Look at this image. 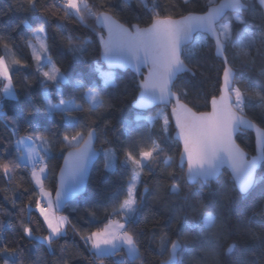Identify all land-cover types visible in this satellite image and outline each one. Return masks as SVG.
I'll list each match as a JSON object with an SVG mask.
<instances>
[{"label":"trees","instance_id":"1","mask_svg":"<svg viewBox=\"0 0 264 264\" xmlns=\"http://www.w3.org/2000/svg\"><path fill=\"white\" fill-rule=\"evenodd\" d=\"M110 2L118 6L111 9L94 7L93 11H106L125 25H128L126 23L128 20L140 27L151 23V13L143 15L144 5L139 0H131L127 6L122 4V0H110ZM144 2L148 8L152 7L153 0H144ZM157 2L162 6L173 5L169 12L164 13L172 17H180L191 12L202 13L208 5V0H189L186 6L184 0H157ZM88 3L98 4L100 0H88ZM41 4L51 13L47 15L45 34L46 44L50 48L47 54L52 57L65 77V80L59 81V90L64 94L65 99L75 98V103L84 104L85 110L69 109L64 113H50L46 110L45 95L50 96L56 103L54 93L57 86L48 82L47 94L44 93L41 83L43 77L36 70L32 59L33 52L28 46L29 42L34 40V33L39 23H43V17L39 13L34 14L27 10V0H0V55H4L10 65L15 59L30 65V67L15 66L11 69L14 95L18 99H0L3 111L7 113L6 118H0V147L9 140L16 139L12 136L13 118L19 124V136L26 134L25 129L31 131L35 128L40 132L51 129L57 133L58 139H62L66 125L71 122L76 125V130L86 125L97 131L95 147L100 151V156L92 166L84 193L67 203L60 213L72 221L76 230L73 231L70 225H65L66 234L53 244L52 250H49L42 240L19 241V246L23 249L21 257L23 264H60L61 256L68 260V264H160L169 257L170 244L163 251L160 247V237L169 228V222L171 224L169 234L172 240L178 239L177 234L181 231L187 233L188 237L178 252L177 261L171 264H264V217L254 214L264 211V160L257 171L256 183L246 194L237 190L226 170H223L214 181L188 183L184 168L179 167L177 163L180 145L173 139V126L168 108L160 106L166 110L170 119L169 130L164 132L161 119H154L151 123L144 119L148 117V113L153 112L154 108L138 111L132 107L138 92V77L135 74L129 70L113 71L111 82L105 84L102 71L109 70L100 60L97 36L101 33V29L95 23V16L84 13L83 20L69 19L61 11V0H41ZM122 7L123 11H121ZM135 13L140 14L139 18H133ZM234 15V13H226L220 22L229 21L230 18L234 21ZM243 16L248 20L249 25L264 24V16L258 4L255 9L244 11ZM22 21H27L28 26L26 27ZM243 27L234 21V31L226 45L225 55L235 71V79L238 81L236 86L244 90L247 85H251L255 90L260 91L264 89V77L259 74L260 69L264 67V36L260 34L258 27L253 26L250 30L255 44L249 45L246 38L242 41L250 58L255 61L254 66H248L237 55V48L233 46L240 39ZM69 36L72 37L71 43L67 39ZM85 41L88 43L85 44ZM198 41L202 42L197 43ZM5 43L9 45L7 51L3 47ZM185 49L186 54L191 57L190 62L186 61L188 67L197 70V73L195 77L191 73H183L177 77L175 84L177 86L188 84L184 91L189 94V99L184 102L195 111L204 112L209 109V103L206 105L205 101L210 102L212 96L217 97L220 93L219 85L224 65L214 53L213 41L205 34L196 33L193 41L186 45ZM77 81H82L85 88H81ZM87 87H94L99 91L105 102L103 107L97 108L94 112L87 110L88 101L82 99ZM173 90L176 91V88ZM2 95L0 92V97ZM246 104L251 106L246 108L248 118L264 129V121L261 120L258 107L260 101L246 98ZM137 116L142 119L136 120ZM126 122H131V126L138 129V133L134 134L136 138L140 135L144 137V143L136 149L137 158L141 147L145 150L151 147V140L157 141L165 151L152 165L151 171L148 170L149 163L145 162L140 177L141 182L137 185L140 204L137 213L131 216V229L137 235L138 255L129 256L122 247L114 255H106L102 260H98L92 256L90 246L84 244L81 235H87L103 226L106 222L104 209L110 210V202L118 193L119 199H123V192L130 182V168L121 163L124 159L123 152L117 151V159L110 169L105 168L104 156L105 149L113 147L119 149L120 141L131 139L126 129ZM236 141L249 155L255 153L252 132L242 131L236 135ZM61 149L62 145L58 143L52 152L51 171L46 180V185L50 186L53 192L62 156L67 151ZM8 155H17L14 143ZM169 158H171L169 164L165 165L164 161ZM165 169L180 178L179 193L170 192L169 186L172 183L170 179L161 180ZM146 187L148 191H145ZM33 188L28 168L18 170L11 181L0 172V234L6 235L10 240L16 238L13 229L18 227L21 220L29 222L34 235L40 237L47 235V227L35 210ZM25 189L29 190L25 191ZM226 191L231 195L230 201L223 196ZM186 196L189 198L187 201L184 199ZM193 202H197L201 212H213L218 218V223H223L234 233L233 237L228 241L218 242L213 234H205L201 227L196 226L202 220V216L194 213L189 207ZM92 213H95V216ZM238 222H240L239 227H237ZM245 227H250L252 232L245 231ZM77 232L80 234L78 235ZM233 240L237 247L228 256L225 254V247ZM216 244H219V255L214 257L208 250ZM62 248L67 250L62 252Z\"/></svg>","mask_w":264,"mask_h":264},{"label":"snow or ice","instance_id":"2","mask_svg":"<svg viewBox=\"0 0 264 264\" xmlns=\"http://www.w3.org/2000/svg\"><path fill=\"white\" fill-rule=\"evenodd\" d=\"M131 0H122V4L127 6ZM144 5L143 15L151 13V23L147 28H140L137 24H132L130 20L125 24L118 23L106 11L94 12L93 8L111 9L118 5L113 4L110 0H100V3L89 5L88 0H62V8L65 17L79 18L83 20L84 13L89 16H95L97 24L106 30L107 37L103 32L99 34V40L103 44V55L109 65H128L144 64L148 67V75L142 81L140 87L141 100L138 106L160 102L167 106L172 104L171 118L175 122L177 134L183 143V152L181 161L187 163V173L185 179L188 181H199L207 183L209 180L217 178L220 169L228 165L232 170L231 179L234 186L241 193H247L256 183L255 170L261 159H264V130L259 128L253 120L247 116L246 108L251 107L246 104V98L258 99L260 104V117L264 121V89L255 90L251 85H247L244 90L237 87L238 81L235 79L233 66L229 58L225 55L226 45L230 41L231 34L234 31V21L244 27L241 30L240 39L233 44L237 48L239 55L248 66H254L255 61L250 58L249 52L242 41L246 38L249 45L255 44L253 33L250 30L255 26L260 29V34L264 36V25H249L248 20L243 16V12L248 9H255L258 4L262 15H264V0H224L223 3L216 4L215 0H208L207 11L203 15L189 14L182 16L180 19H173L171 15H165L170 11L173 5L162 6L157 0H153L151 8H148L144 0H139ZM189 0H184L185 6ZM225 8L231 9L234 15L226 23H219L221 13ZM43 9V11H42ZM27 10L43 17V23H39L36 29L37 34L47 33V15L51 14L48 8L41 4V0H27ZM124 8H121L123 11ZM140 14H133V18H139ZM27 27V21H22ZM200 30L208 33L214 41L216 55L223 58L222 82L219 85L220 95L217 98L212 96L210 100L211 111L197 112L193 111L184 101L189 99V94L184 91L188 84L177 86L175 80L180 73H191L196 76L197 70L188 67L186 61H191L190 55L186 54L185 43L190 40L193 31ZM71 43L72 37L68 38ZM39 51L33 47L32 59L35 62L37 72L43 77L41 83L45 92L48 89V82L57 86L54 93L57 102L54 103L52 98L45 95L46 110L48 112L64 113L69 109L78 111L85 110L84 104L75 103L72 100L65 99L64 94L59 90V81L63 79L61 69L56 66L50 55L47 56L49 70H44L41 65L42 55L50 51L49 46L39 40ZM203 41V38H202ZM198 41L197 43H201ZM88 41H85L87 44ZM14 46V45H13ZM4 49L9 50V45L5 43ZM77 51H80L77 49ZM15 66L30 67L22 63L20 59L12 61L11 65L7 62L4 55H0V83H2V98L18 99L14 95L13 75L11 69ZM261 77H264V67L259 71ZM201 75H203L201 73ZM104 82H111V73H103ZM81 88H85L82 81L76 82ZM247 84V82H246ZM176 88V91H173ZM199 95V94H198ZM82 99L88 101L87 110L96 111L97 108L103 107L105 102L99 91L94 87H87L83 93ZM209 101H205L207 105ZM195 107V104L193 105ZM33 110H35L33 108ZM31 114V113H29ZM163 116V131L168 132L170 119L163 113L156 117H145L149 123L154 119ZM7 113L3 111L0 103V118H6ZM142 119L140 116L136 120ZM255 128L258 133L257 144L261 155L253 157L251 160L245 159V153L235 143L234 134L239 128ZM19 124L13 118L12 136L16 139L9 140L0 147V172L3 176L11 181L18 170L28 168L30 173V183L34 185L32 195L35 197V210L38 211L39 217L42 218L43 224L47 227V235L43 237L34 235V230L29 226V222L21 220L18 227L13 229L15 237L9 239L6 235L0 234V262L2 264H23L21 259L23 249L19 246V241L28 240L29 242L42 240L52 250L54 243L63 238L66 234L65 225H70L75 231L72 221L65 215H61L60 210L64 206L65 199L68 195H74L79 192L86 183L88 164L95 155L93 141L98 138L97 131L86 125L80 126L76 130V125L71 122L66 125L62 134V139L57 138V133L51 129L46 132H40L33 128L31 131L25 129V135H18ZM126 129L129 133L128 141H120L119 149L113 147L104 150L105 168L110 169L117 159V151H122L124 155L122 165L128 166L131 171V179L126 190L123 192V199H119V193L113 197L109 208H105L104 220L102 227L91 231L87 235H81V239L86 246H90L92 256L95 259L102 260L106 255H114L122 247H126L129 255H138V239L134 230L131 229V216L137 213L140 201H138L137 185L140 181L141 173L144 171L145 162L149 163V171L158 157L165 151L157 141L151 140V147L146 150L140 148L138 156L135 154L136 149L144 143L143 135L138 138L134 134L138 129L131 126V122H126ZM150 139V138H149ZM26 141L31 142V147L26 149L27 164L21 165L19 162L23 158L20 153L21 145ZM13 143L16 146L17 155L9 156ZM62 145L63 150H68L64 155V167L60 169L59 182L55 188V197L53 199V190L46 185L48 174L51 171L50 162L52 152L57 144ZM43 153V154H42ZM171 158L165 160V165L169 164ZM30 166V167H29ZM170 179L172 183L169 186L170 192L177 194L181 191L180 179L175 173L163 171L161 180ZM29 189H25L28 191ZM159 191V182L158 189ZM145 191H148L147 187ZM223 196L231 200V195L226 191ZM189 199L187 196L184 198ZM43 201V202H42ZM15 207V203L13 202ZM194 213L202 216V220L196 226L201 227L205 234H213L219 241L230 240L234 233L229 231L223 223H218V218L210 211H200L197 202L189 205ZM23 211V210H21ZM264 217V211L254 213ZM95 216V213H92ZM119 217L120 219H117ZM171 220V218H170ZM39 223V221H37ZM240 226L238 222L237 227ZM170 227L163 232L160 237L161 250H165L167 245H171V257L175 259L177 250L187 240V233L179 232L178 239L172 240L170 237ZM191 227V226H190ZM215 230V231H214ZM245 231L251 233L250 227H245ZM79 235L80 233L77 232ZM219 244L209 248V253L214 257L219 255ZM237 244L235 240L227 243L225 254L230 256ZM67 249L62 248L65 252ZM60 264H68V260L61 256ZM164 264H171V260L165 261Z\"/></svg>","mask_w":264,"mask_h":264},{"label":"water","instance_id":"3","mask_svg":"<svg viewBox=\"0 0 264 264\" xmlns=\"http://www.w3.org/2000/svg\"><path fill=\"white\" fill-rule=\"evenodd\" d=\"M224 2V0H218L217 2H215L216 4H220V3H223ZM207 11V8H206V10L204 11V12H202V13H195V12H191V13H187V14H185V15H183V16H186V15H189V14H193V15H203L205 12ZM226 13H233V11L231 10V9H228V8H225L224 10H223V12L221 13V18H220V20L224 17V15L226 14ZM108 15H110L109 13H107ZM112 16V15H111ZM264 16V15H263ZM113 17V16H112ZM182 16H180V17H173V19H180ZM113 19H115L114 17H113ZM118 23H121V22H119L117 19H115ZM220 20H219V22H220ZM95 23H96V25H97V27L99 28V29H101V32H103V34H104V36H105V38L107 37V32H106V30H104V29H102V27L101 26H99L98 24H97V21H96V17H95ZM121 24H123V23H121ZM150 25V24H149ZM149 25H147V26H145V27H140V28H147ZM264 25V24H263ZM126 27L128 26V25H125ZM196 33H202V34H205L206 36H208L209 37V35H208V33H206V32H203V31H200V30H196V31H193V33L191 34V38H190V40L189 41H187L186 43H185V45H184V47L186 46V45H188V44H190L192 41H193V39H194V36H195V34ZM210 38V37H209ZM211 39V38H210ZM212 40V39H211ZM97 41H98V44H99V48H100V60H101V62L103 63V65H104V67L107 69V70H111V71H125V70H129V71H131L133 74H135L137 77H138V92H137V95H136V97H135V99L133 100V102H132V107L134 108V109H136V110H138V111H148V110H150V109H152V108H155V107H159V106H165L164 104H161L160 102H153L152 104H147V105H144V106H138V102H140V100H141V92H142V89H141V87H140V85H141V83H142V81L144 80V78L148 75V67L146 66V65H144V64H139V65H137V64H128V65H123V66H121V65H109L108 63H107V61L105 60V58H104V55H103V51H104V48H103V44L101 43V41L99 40V35L97 36ZM213 41V40H212ZM213 43H214V41H213ZM214 53H215V55H216V49H215V46H214ZM217 56V55H216ZM218 57V56H217ZM221 60H222V62H223V58L222 57H219ZM224 65V64H223ZM223 73V72H222ZM181 74H183V73H180L179 75H181ZM234 74H235V71H234ZM178 75V76H179ZM176 81V80H175ZM221 82H222V75H221ZM174 91V90H173ZM219 95H220V93H219ZM219 95L217 96V98L219 97ZM189 106V105H188ZM165 107H167L168 108V111H169V116H170V119H171V123H172V126H173V139L174 140H176L178 143H179V145H180V153H179V156H178V159H177V163H178V166L179 167H181V168H184V172H185V174L187 173V163H186V161H181V154H182V152H183V143H182V140L179 138V136H178V134H177V129H176V126H175V122H174V120H172V118H171V108H172V104H168L167 106H165ZM190 107V106H189ZM193 111H195L194 109H193ZM208 112H210L211 111V104H210V102H209V109L207 110ZM205 112V111H204ZM255 123V122H254ZM256 124V123H255ZM257 125V124H256ZM259 128H261L259 125H257ZM262 130H264L263 128H261ZM242 131H250V132H252V134H253V136H254V146H255V153L253 154V155H249L238 143H237V141H236V135L237 134H239V133H241ZM257 136H258V133H257V131L255 130V128H239L237 131H236V133L234 134V140H235V143L240 147V149H242L243 150V152L245 153V159H247V160H251L253 157H258V156H260L261 155V153H260V150H259V148H258V144H257ZM95 141H96V139L93 141V149L95 150V155L92 157V159L90 160V162H89V164H88V170H87V179H86V183L84 184V186L81 188V190L79 191V192H77V193H75L74 195H68L67 197H66V199H65V202H64V206L62 207V209L60 210V213L63 211V209H64V207H65V205L67 204V203H69L70 201H72V200H74V199H76L77 197H79L81 194H83L84 193V191H85V189H86V186H87V182H88V179H89V175H90V172H91V169H92V166L94 165V163L97 161V159L99 158V156H100V151L95 147ZM68 151V150H67ZM67 151H65V153L63 154V156H62V160H61V164H60V167H59V169H58V171H57V174H56V186H57V184H58V182H59V177H60V169L61 168H63L64 167V155H66L67 154ZM263 160L264 159H261L260 160V162H259V164H258V167L256 168V170H255V178H256V174H257V171L259 170V168H260V166H261V164H262V162H263ZM223 170H226V171H228V173L230 174V176H232V170H231V168L228 166V165H224L221 169H220V172H219V174H218V176H217V178L219 177V175L222 173V171ZM216 178V179H217ZM216 179H214V180H216ZM214 180H209V181H214ZM188 181V180H187ZM233 181V180H232ZM197 181H188V183H190V184H194V183H196ZM56 188V187H55ZM237 190L239 191V189L237 188ZM240 192V191H239ZM241 193V192H240ZM242 194H244V193H242ZM54 197H55V191L53 192V199H54ZM180 249H181V247L177 250V252H176V256H175V259H172V257H171V245H170V247H169V257H168V259L166 260V261H169V260H171V263L172 262H176L177 261V259H178V252L180 251ZM165 262V261H164ZM164 262H161L160 264H164Z\"/></svg>","mask_w":264,"mask_h":264},{"label":"rangeland","instance_id":"4","mask_svg":"<svg viewBox=\"0 0 264 264\" xmlns=\"http://www.w3.org/2000/svg\"><path fill=\"white\" fill-rule=\"evenodd\" d=\"M62 1V0H61ZM216 1V0H215ZM217 2V1H216ZM81 7H83V0H81ZM226 22H228L227 20H224V21H221V22H219V23H226ZM39 35V40L40 41H43L44 43H46V41H45V34H37V33H35V38H34V40H32V41H30L29 42V45H32V46H34L35 47V49L37 50V51H39V41L37 40V36ZM30 49H31V51L33 52V47H30ZM41 55H42V60H41V65L44 67V70H49L50 69V65H48L47 64V56H48V54H43V53H41ZM107 72H110L111 73V80H112V78H113V76H114V72L113 71H111V70H109V71H102V75H103V73H107ZM62 76H63V79L62 80H60V81H63V80H65V77H64V75L62 74ZM44 93L45 94H47V92H45L44 91ZM160 113H163L164 115H167V112H166V110L163 108V107H155L154 109H153V112L152 113H148V117H156L158 114H160ZM159 119H161V121L163 122V116L161 115L160 117H159ZM24 134H22L21 136H23ZM20 147V153H22L23 154V158L22 159H20V162H22V163H24V164H27V152H26V149L28 148V147H31V142L30 141H26L25 142V144L24 145H21V146H19ZM30 167V166H29ZM60 214V213H59ZM62 215V214H61ZM125 248V250H126V252H127V249H126V247H124ZM127 254H128V252H127ZM129 255V254H128ZM129 256H132V255H129Z\"/></svg>","mask_w":264,"mask_h":264},{"label":"crops","instance_id":"5","mask_svg":"<svg viewBox=\"0 0 264 264\" xmlns=\"http://www.w3.org/2000/svg\"><path fill=\"white\" fill-rule=\"evenodd\" d=\"M36 33V32H35ZM35 33H34V38H35ZM43 202V201H42Z\"/></svg>","mask_w":264,"mask_h":264}]
</instances>
